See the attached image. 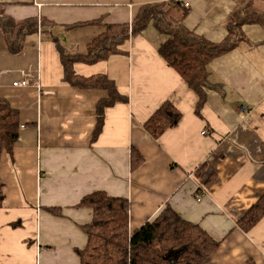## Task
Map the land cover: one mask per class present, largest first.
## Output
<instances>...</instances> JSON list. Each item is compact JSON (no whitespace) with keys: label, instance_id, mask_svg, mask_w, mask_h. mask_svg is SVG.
I'll use <instances>...</instances> for the list:
<instances>
[{"label":"crops","instance_id":"crops-1","mask_svg":"<svg viewBox=\"0 0 264 264\" xmlns=\"http://www.w3.org/2000/svg\"><path fill=\"white\" fill-rule=\"evenodd\" d=\"M166 1L0 0L15 20L43 21L16 55L0 29V99L18 111L22 127L31 125L0 158V264H79L76 250L86 245L81 227L91 214L75 206L97 191L129 201L132 230L166 205L200 226L219 243L205 264H264V219L248 232L237 225L264 194L263 27L243 25L246 40L210 61L200 116L198 96L158 52L167 36L152 24L107 60L73 65L78 76L105 75L127 99L105 109L95 141L96 105L107 91L63 81L56 43L84 54L102 26L130 22L142 5ZM176 1L188 11L186 29L214 43L227 36L235 0ZM255 2L264 10L263 0ZM90 22L100 26L84 25ZM21 81L27 86H13ZM164 101L181 118L153 139L144 123ZM131 149L143 160L135 169Z\"/></svg>","mask_w":264,"mask_h":264},{"label":"trees","instance_id":"trees-1","mask_svg":"<svg viewBox=\"0 0 264 264\" xmlns=\"http://www.w3.org/2000/svg\"><path fill=\"white\" fill-rule=\"evenodd\" d=\"M235 1L237 8L225 23L227 36L217 43L183 26L188 11L176 0L142 5L130 22L102 26L103 31L86 45L84 54H68L56 43L65 83L79 89H102L108 93V97L96 105L92 141L102 131L105 109L118 102H127V99L119 96L114 83L105 75L88 78L76 75L74 63L91 65L105 61L120 53V46L152 24L160 34L167 36L158 52L198 96L195 113L200 116V109L206 101L204 90L210 87V61L236 49L239 42L246 40L241 30L243 25L257 24L264 28V10L255 7V0ZM96 24L100 26L97 22L84 25ZM42 25L43 21L37 18L15 20L5 15L0 6V29L9 54L20 53L25 48L26 37L37 33ZM180 118L178 109L170 101H164L144 123V129L153 139H158L166 130L176 126ZM29 126L22 127L18 111L0 99V158L3 152L12 153L21 130ZM142 162L141 155L131 149V168H137ZM203 169L197 170L195 177H200ZM214 177V174L210 175L204 184L210 186ZM2 203L0 182V207ZM75 207L91 214L90 222L81 227L86 245L82 250H76L79 264H205L219 245L200 226L186 221L167 205L152 220L133 230L129 225L130 203L126 198L97 191L84 196ZM49 211L58 214L59 209ZM262 219L264 194L244 213L237 225L248 232Z\"/></svg>","mask_w":264,"mask_h":264},{"label":"built area","instance_id":"built-area-1","mask_svg":"<svg viewBox=\"0 0 264 264\" xmlns=\"http://www.w3.org/2000/svg\"><path fill=\"white\" fill-rule=\"evenodd\" d=\"M13 86H21V87H24V86H27V82L26 81H21L19 83L16 82V83L13 84Z\"/></svg>","mask_w":264,"mask_h":264}]
</instances>
